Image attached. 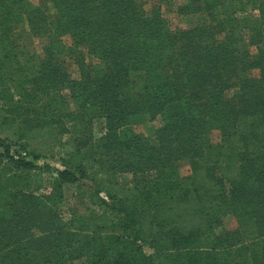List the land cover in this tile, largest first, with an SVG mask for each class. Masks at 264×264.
I'll return each mask as SVG.
<instances>
[{"label": "trees", "instance_id": "obj_1", "mask_svg": "<svg viewBox=\"0 0 264 264\" xmlns=\"http://www.w3.org/2000/svg\"><path fill=\"white\" fill-rule=\"evenodd\" d=\"M18 1L0 0V94L19 71L31 77L18 102L37 119L23 137L45 136L49 148L58 147L61 167L40 164L42 154L27 150L24 139H0V264H65L86 247L83 264H264V0H177L181 14L208 17L177 31L157 8L142 11L136 0H49L60 17L45 33L43 57L29 64L13 38ZM41 12L30 18L35 35L46 19ZM86 53L93 65L82 62ZM63 54L85 66L79 80ZM75 83L82 99L71 112L55 95ZM136 114L159 120L154 142L131 133ZM98 117L105 130L96 137L91 124ZM61 127L75 130L74 151L60 143ZM214 130L216 143L206 137ZM180 158L192 160L187 184L168 176ZM97 167L113 186L126 188L115 180L121 175L147 186L121 188L122 233H105L113 222L107 211L74 214L75 230L57 223L55 189ZM47 170L54 180L44 193ZM224 180L227 192L199 193ZM227 215L238 224L220 230ZM79 230L88 232L87 242Z\"/></svg>", "mask_w": 264, "mask_h": 264}, {"label": "rangeland", "instance_id": "obj_2", "mask_svg": "<svg viewBox=\"0 0 264 264\" xmlns=\"http://www.w3.org/2000/svg\"><path fill=\"white\" fill-rule=\"evenodd\" d=\"M140 10L147 11L152 8H157L160 13L165 17L170 27L174 30H186L196 26L197 24L207 22L208 17L203 12H196L190 14H181L179 12V4L182 1L177 0H136ZM17 9L19 12L20 21L16 25L14 32V40L16 44V50L18 56L23 60L25 64L37 63L43 57V45H45L44 36L49 28L50 24L57 21L60 17L59 10L52 5L49 0H21L17 2ZM38 9V11H36ZM46 19L38 22L39 33L34 34L30 18L36 16L35 12L39 13V17L42 12ZM38 20V18H37ZM69 42L68 38H65ZM61 58L64 59V64L67 72L74 80H79L81 72L85 69L82 64L84 62L87 65H93L95 60L91 54L86 53L85 61L74 60L73 57L63 54ZM29 60V61H27ZM29 62V63H26ZM248 74L250 76H257L258 70L251 69ZM31 77H28L26 72L19 71L16 73L13 81L10 84L8 90L0 94V139L12 140L13 142H24L23 137L26 133L25 127L30 128L37 119L36 110H26L20 106L18 99L24 94L30 86ZM80 89L75 83L68 88H64L56 93V100L67 110L76 112L78 110L79 101L82 99ZM17 101V102H16ZM22 112V123H13L12 116ZM71 122L68 123L70 126ZM159 125V120H152L146 114H136L130 121V131L132 134L147 139L151 142L156 140L155 128ZM68 128L64 131L62 127L58 131L60 134V143L63 144L66 152H71L76 149L74 137L76 132L74 129ZM92 132L94 136L99 137L105 130V119L98 117L93 120L91 124ZM35 131H33V134ZM206 137H210L211 142L216 143L220 139V133L217 130L211 131L206 134ZM27 142V150L29 149L32 154L40 153L43 159L39 161L40 164H49L51 167H59L56 156H54L55 148H49V140L45 136H38V138H29L25 140ZM206 141L205 144H208ZM23 146V145H22ZM19 147V146H17ZM208 152V150H207ZM52 170H47L44 173L45 187L40 191L48 193L52 190L53 174ZM169 179L173 183L181 182L187 184L192 179V160L190 158H180L173 162L168 168ZM105 173L97 168H88L85 176L76 183H64L62 187L56 188L61 198L55 204L58 210L57 223L59 226L66 230H75L76 227L72 225V216L77 215H94L107 211L112 215L113 222L105 230V233L110 236L114 233L124 232L122 214L118 210L117 196L122 194L121 186H113ZM115 180L120 181L124 187L122 189L129 190H143L147 189V186L137 180V184L134 187V183L131 180L130 175L115 176ZM108 187L112 193L116 196V199L110 200L105 198L99 193L101 185ZM166 186V185H165ZM168 186V185H167ZM137 187V188H136ZM229 183L223 181L217 186L209 189H201V194H211L216 192H227L229 190ZM136 188V189H135ZM167 188V187H165ZM190 194L194 193L193 187H187ZM102 190V189H101ZM175 192L178 188L174 189ZM183 191H186L185 189ZM116 203V204H115ZM237 219L233 215H227L223 219V224L220 230H230L237 226ZM78 230V229H77ZM77 234L82 242H87L89 239L88 232L79 230ZM88 254V248L86 247V255L79 258L70 259L65 264H83L86 261Z\"/></svg>", "mask_w": 264, "mask_h": 264}, {"label": "built area", "instance_id": "obj_3", "mask_svg": "<svg viewBox=\"0 0 264 264\" xmlns=\"http://www.w3.org/2000/svg\"><path fill=\"white\" fill-rule=\"evenodd\" d=\"M22 154L24 155L25 152L23 151ZM59 154H60V153H59V149H58V147H57L56 150H55L54 156H56L57 163H58L59 167H61V165H60V163H59V161H58ZM101 195H102L103 197H105V198H108L107 195H106L104 192H101Z\"/></svg>", "mask_w": 264, "mask_h": 264}]
</instances>
